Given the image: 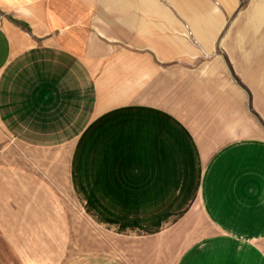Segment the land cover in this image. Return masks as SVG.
Returning <instances> with one entry per match:
<instances>
[{
  "label": "crops",
  "instance_id": "crops-1",
  "mask_svg": "<svg viewBox=\"0 0 264 264\" xmlns=\"http://www.w3.org/2000/svg\"><path fill=\"white\" fill-rule=\"evenodd\" d=\"M226 16L0 0V264H128L67 245L66 197L111 234L181 244L177 264H264V123Z\"/></svg>",
  "mask_w": 264,
  "mask_h": 264
},
{
  "label": "rangeland",
  "instance_id": "rangeland-1",
  "mask_svg": "<svg viewBox=\"0 0 264 264\" xmlns=\"http://www.w3.org/2000/svg\"><path fill=\"white\" fill-rule=\"evenodd\" d=\"M221 11L227 14L221 41L241 44V49L234 51L235 62L242 71L243 79L245 73H250L252 80H256L253 81L257 83L255 92L258 96L254 95L252 102L254 107L257 104V116L264 123V0H234L231 6L221 0ZM7 17L23 26L12 17ZM245 83L242 82L243 85ZM3 142L11 143L4 136ZM65 204L71 234V241L67 245L76 252H108L123 258L128 264H177L182 255L183 247L179 243L162 242L158 246H148L138 237L111 234L103 227L92 226L69 197H66Z\"/></svg>",
  "mask_w": 264,
  "mask_h": 264
}]
</instances>
